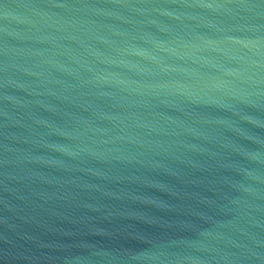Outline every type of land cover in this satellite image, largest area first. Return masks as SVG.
I'll list each match as a JSON object with an SVG mask.
<instances>
[{"label":"water","instance_id":"water-1","mask_svg":"<svg viewBox=\"0 0 264 264\" xmlns=\"http://www.w3.org/2000/svg\"><path fill=\"white\" fill-rule=\"evenodd\" d=\"M0 264H264V0H0Z\"/></svg>","mask_w":264,"mask_h":264}]
</instances>
